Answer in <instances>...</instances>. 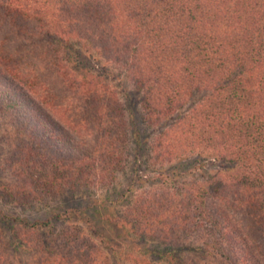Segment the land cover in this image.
Masks as SVG:
<instances>
[{
	"label": "trees",
	"instance_id": "1",
	"mask_svg": "<svg viewBox=\"0 0 264 264\" xmlns=\"http://www.w3.org/2000/svg\"><path fill=\"white\" fill-rule=\"evenodd\" d=\"M115 69L138 94L143 138L108 80ZM13 112L55 126L48 139L69 149L10 164L0 204L35 216L0 211L4 225L51 230L79 214L93 229L85 209L127 201L105 223L145 247L128 264H264V0H0V118ZM141 146L159 180L101 194ZM190 157L220 167L164 173ZM70 230L54 238L72 249L68 264H119L114 242L108 252Z\"/></svg>",
	"mask_w": 264,
	"mask_h": 264
},
{
	"label": "rangeland",
	"instance_id": "2",
	"mask_svg": "<svg viewBox=\"0 0 264 264\" xmlns=\"http://www.w3.org/2000/svg\"><path fill=\"white\" fill-rule=\"evenodd\" d=\"M99 67L101 66H98V69ZM112 74L113 76H108L109 82L117 86L118 90L123 89L126 92L123 95H118V98L130 113V125L128 124V129L129 126L130 128H136V130H139V139L143 138L148 131L152 132V130L147 128L141 121L138 94L130 83H125L123 76L116 69L113 70ZM69 114H72V111ZM40 123L42 126L39 125ZM58 125L61 126L60 124ZM27 128H31L34 131L32 135H29ZM63 128L65 129V126ZM47 132L55 134L56 127H47L41 120H36L31 115L13 112L4 118H0V187L16 183V178L9 166L10 164H14L19 156L25 155L27 152L38 151L42 154L54 152L57 156L67 154L69 148H67L66 144H63L62 141L59 143L49 140ZM135 150H137L135 151V160L130 156L124 172L116 176L117 180L109 190L101 193L107 194L110 200L117 199L126 188L134 190L140 186L146 187L152 181L157 182L159 180V176L157 175L159 170L154 169L155 167L147 162L146 149L141 146V148L139 147ZM194 159L195 157H190L182 160V165L177 169L175 165L178 164L171 165V167L173 166L172 168L165 166L163 168L165 170L164 173L175 171L177 174H183L185 177L191 178L193 175L196 176L205 172L204 174L210 177L220 167L217 162L211 160ZM56 202H60V200L51 202L49 206H54ZM126 202L117 204L115 209L102 204L85 209L83 212L89 218L91 222L90 226L93 229L88 228L89 222L86 223V219L82 218L81 215L79 216V214H76V216L72 214L68 219L55 223L51 230L28 231L17 222H15L16 224L12 228L0 222V254L10 264H68L71 260L69 254H71L70 250L72 249H63L64 244H60L54 238L57 233L61 234L63 231L68 233L71 231L70 228L76 227L85 235H89L91 240L108 252L109 245L107 242L109 240L118 245L119 254L116 255V260L119 264H128L127 262L130 259L143 260L146 257V254H143L145 247L140 241L134 240L130 233L109 230V226L105 223V218L109 213L116 214L117 210L121 209ZM66 205L74 206L75 209H81L85 206L83 204L74 205L73 203ZM47 210V207L41 208L36 213V216L43 215ZM0 211L23 218L35 216V213H32L30 209L11 208L2 204H0ZM102 239L105 241L101 243ZM13 240L19 243L18 247L15 246ZM74 243L72 247L75 251L72 253L75 255L76 250L79 248V242ZM78 259L84 261L83 257H78ZM195 259L198 260V258ZM198 264L224 263L211 259H205V261L199 259Z\"/></svg>",
	"mask_w": 264,
	"mask_h": 264
}]
</instances>
